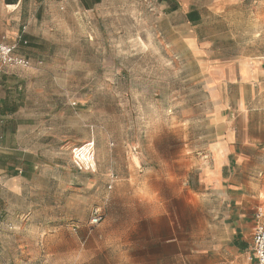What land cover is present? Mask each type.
Returning a JSON list of instances; mask_svg holds the SVG:
<instances>
[{"label": "crops", "instance_id": "crops-1", "mask_svg": "<svg viewBox=\"0 0 264 264\" xmlns=\"http://www.w3.org/2000/svg\"><path fill=\"white\" fill-rule=\"evenodd\" d=\"M168 1L162 10L177 35L175 43L187 49L171 59L180 61L183 69L192 59L198 74L190 77L182 71V100L169 108L163 137L168 142L181 141L180 163L199 174L173 194L182 207V220L189 225L196 217V228L183 230L179 254L166 255L152 247L157 244V227L168 217L160 209L161 196L153 192L147 197L140 192L134 202L137 224L126 235L136 236L141 246L126 261L253 264L255 211L264 206V25L250 34H234V18L228 14L248 11L257 15L264 14V9L243 4L245 0ZM81 8L89 13V0H0V42L15 45L14 54L30 61L29 67L0 62L3 192L27 195L31 184L25 174L45 166L59 169L62 165L55 157L60 147L67 145L70 150L89 141L87 109L92 88L79 85L77 69L60 73L48 66L60 59L61 46L69 44L76 51L77 26L67 25L66 19L77 21ZM157 9L153 11L158 13ZM203 14H214L217 20L208 23L209 16ZM207 25H220L221 30L204 32ZM83 35L80 40L86 42L87 34ZM79 92L85 95L79 97ZM78 104L86 112L79 114ZM47 109L53 113H46ZM155 121L151 116L148 124ZM149 134L155 141L151 143L153 154L148 158L143 149L137 153L139 172L150 173L155 180L141 181L138 189H157L161 181L156 172L163 171L160 165L169 171L177 163L158 160L161 138ZM167 183L176 187L178 181ZM107 214L110 216V210ZM63 215L56 219L69 218ZM147 244L151 247L144 246Z\"/></svg>", "mask_w": 264, "mask_h": 264}, {"label": "rangeland", "instance_id": "rangeland-1", "mask_svg": "<svg viewBox=\"0 0 264 264\" xmlns=\"http://www.w3.org/2000/svg\"><path fill=\"white\" fill-rule=\"evenodd\" d=\"M166 4H170L168 0H89V13L81 8L77 21L67 17V25L77 26V49L69 44L61 46L60 59L48 66L60 73L77 69L79 85L92 88L87 117L98 169H77L72 148L59 146L55 158L62 167L53 165L54 170L45 166L25 174L31 184L27 195L0 190V264H131L127 257L135 255L141 245L136 236L126 233L137 224L134 202L140 192L147 197L153 192L161 196L164 201L160 209L168 217L157 227V244L152 247L166 255L181 252L178 241L183 230L196 228V217L189 225L183 221L182 207L173 194L183 183L188 186L191 179L197 180L199 174L180 163L182 143L164 139V124L169 108L181 103L182 71L191 77L198 69L192 59L186 69L171 59L187 49L175 43L177 35L167 21L169 15L162 10ZM243 4L264 9V0H245ZM155 7L158 13L153 11ZM203 15L209 16L208 23L217 20L214 14ZM228 16L234 18V34H250L264 25L261 12H233ZM218 30L220 25L204 28L207 33ZM84 33L86 42L80 40ZM77 108L79 114L86 112L80 104ZM46 113L53 112L47 109ZM151 116L156 119L154 125L148 124ZM149 132L161 138L157 142L158 160L177 163L169 171L160 165L163 171L156 172L161 181L157 189H138L141 181L155 180L150 173L139 172L137 153L143 149L148 158L153 154L151 143L155 141L150 140ZM171 180L178 181L176 187L167 183ZM95 208L100 209L103 220L92 225ZM60 213L69 218L56 219Z\"/></svg>", "mask_w": 264, "mask_h": 264}, {"label": "built area", "instance_id": "built-area-1", "mask_svg": "<svg viewBox=\"0 0 264 264\" xmlns=\"http://www.w3.org/2000/svg\"><path fill=\"white\" fill-rule=\"evenodd\" d=\"M16 46L0 42V62L3 66L29 67L30 61L14 54ZM1 87V85H0ZM74 166L81 171H96V146L94 141H86L72 147ZM2 177H0V187ZM103 220L100 209L95 208L91 217V224L96 225ZM255 226L253 233V264H264V206L255 211Z\"/></svg>", "mask_w": 264, "mask_h": 264}]
</instances>
